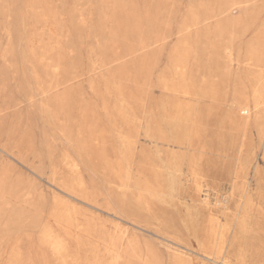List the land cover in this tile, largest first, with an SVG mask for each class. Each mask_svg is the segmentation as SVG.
Here are the masks:
<instances>
[{
  "label": "rangeland",
  "instance_id": "374dc122",
  "mask_svg": "<svg viewBox=\"0 0 264 264\" xmlns=\"http://www.w3.org/2000/svg\"><path fill=\"white\" fill-rule=\"evenodd\" d=\"M0 264H264V0H0Z\"/></svg>",
  "mask_w": 264,
  "mask_h": 264
}]
</instances>
